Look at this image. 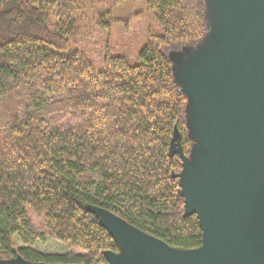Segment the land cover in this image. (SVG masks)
<instances>
[{
    "label": "trees",
    "instance_id": "obj_1",
    "mask_svg": "<svg viewBox=\"0 0 264 264\" xmlns=\"http://www.w3.org/2000/svg\"><path fill=\"white\" fill-rule=\"evenodd\" d=\"M146 6L160 30L131 65L109 53L95 63L75 45L81 29L87 40L110 28L108 13L85 28L83 0H0V260L106 264L104 253L119 247L89 206L173 248L201 247L196 215L184 217L182 161L169 156L174 129L184 156L193 143L186 98L162 47L200 40L205 0H146ZM75 178L101 186L92 192ZM27 212L81 255L20 247Z\"/></svg>",
    "mask_w": 264,
    "mask_h": 264
},
{
    "label": "water",
    "instance_id": "obj_2",
    "mask_svg": "<svg viewBox=\"0 0 264 264\" xmlns=\"http://www.w3.org/2000/svg\"><path fill=\"white\" fill-rule=\"evenodd\" d=\"M206 15L202 47L174 59L194 145L184 156L174 129L169 151L182 161L184 217L196 215L202 245L173 248L89 206L119 247L104 253L106 264H264V0H206Z\"/></svg>",
    "mask_w": 264,
    "mask_h": 264
},
{
    "label": "rangeland",
    "instance_id": "obj_3",
    "mask_svg": "<svg viewBox=\"0 0 264 264\" xmlns=\"http://www.w3.org/2000/svg\"><path fill=\"white\" fill-rule=\"evenodd\" d=\"M83 2L87 12L85 18L87 26L85 28L94 27L99 15L108 13L107 16L111 20L110 28L103 35H96L93 39L86 40L83 35L84 30L81 29L79 36L74 39L75 45L85 48V52L95 63H99L109 53L111 56L123 57L128 63L135 65L138 62V54L147 43L150 33H159L160 29L155 17L147 10L146 0H83ZM209 32L210 20L206 15L205 7V32L200 40L185 44L172 43L169 46L162 47V52L171 64L174 84L186 98L184 114L189 138V129L186 122L188 98L182 92V87L177 83V77L174 73L177 63L174 62V59L175 61L189 60L188 54H193L202 47L208 38ZM97 68L98 66H96ZM74 180L80 188L92 192H96L97 188L101 186V182L97 179H90L85 182L78 178ZM111 197L118 198V194H111ZM20 226L21 230L17 237L20 247L29 248L43 255H67L70 257L81 255L79 251L68 249L66 245L58 242L54 236L48 234L43 229L42 219L33 212H27L23 215L20 219Z\"/></svg>",
    "mask_w": 264,
    "mask_h": 264
}]
</instances>
